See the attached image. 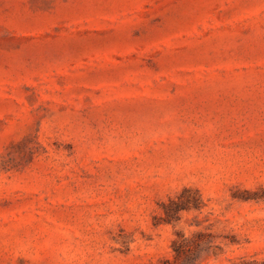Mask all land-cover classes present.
<instances>
[{"label": "rangeland", "instance_id": "obj_1", "mask_svg": "<svg viewBox=\"0 0 264 264\" xmlns=\"http://www.w3.org/2000/svg\"><path fill=\"white\" fill-rule=\"evenodd\" d=\"M0 264H264V0H0Z\"/></svg>", "mask_w": 264, "mask_h": 264}, {"label": "trees", "instance_id": "obj_2", "mask_svg": "<svg viewBox=\"0 0 264 264\" xmlns=\"http://www.w3.org/2000/svg\"><path fill=\"white\" fill-rule=\"evenodd\" d=\"M177 256H179V251H177Z\"/></svg>", "mask_w": 264, "mask_h": 264}]
</instances>
